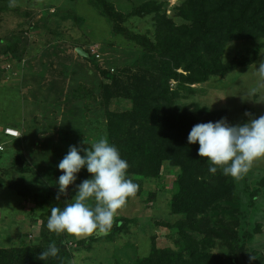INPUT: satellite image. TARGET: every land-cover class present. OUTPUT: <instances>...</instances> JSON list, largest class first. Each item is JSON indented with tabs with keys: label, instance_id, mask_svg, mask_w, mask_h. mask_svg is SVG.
<instances>
[{
	"label": "rangeland",
	"instance_id": "rangeland-1",
	"mask_svg": "<svg viewBox=\"0 0 264 264\" xmlns=\"http://www.w3.org/2000/svg\"><path fill=\"white\" fill-rule=\"evenodd\" d=\"M108 1L129 17V27L154 38L157 16L131 15L133 10L158 1L167 4L171 16L183 0ZM97 46L100 57L91 59L79 53V48L87 52ZM88 53L94 56L92 51ZM141 54L138 44L113 33L95 0H0V136L6 127L21 132L0 154V248L45 245L61 238L67 243L69 264H136L155 246L178 251L181 243L189 244L183 235L192 233L191 218L170 211L176 173L169 165L163 167L162 178L145 184L153 197L135 195L117 211L114 220L126 219L119 230L76 236L47 228L51 207H63L75 196L76 185L91 175L82 169L67 194L57 200V181L62 174L59 162L70 146L88 148L87 143L107 137L101 85L111 80L103 70L125 75L140 65ZM254 54L258 58L251 65L194 84L176 100L192 109H224L233 125L264 115V76L258 71L264 63V39L232 41L223 58L229 62ZM130 105L128 99L118 96L111 99L110 107L122 111ZM246 112L252 115L246 116ZM235 182L241 205L240 213L231 217L239 219L236 230L244 241L238 263L264 264V158L254 161L249 172ZM13 184L19 189L12 188ZM20 188L29 189L31 195H19ZM215 212L197 216L200 225L209 223V236L216 227L232 228L229 220L221 224ZM195 237L196 242L205 241L203 235ZM232 243L224 233V238H216L208 247L225 257L224 264H232Z\"/></svg>",
	"mask_w": 264,
	"mask_h": 264
},
{
	"label": "trees",
	"instance_id": "trees-1",
	"mask_svg": "<svg viewBox=\"0 0 264 264\" xmlns=\"http://www.w3.org/2000/svg\"><path fill=\"white\" fill-rule=\"evenodd\" d=\"M95 2L111 23L113 33L135 42L142 50L140 65L125 75L103 70L111 80V83L101 85L106 136L127 160L128 175L139 185L136 196L148 194L153 197L154 192L147 191L145 184L162 178L163 167L169 165L170 171L176 173L170 211L191 218L192 233L183 235L188 239V245L181 243L178 251L155 246L136 264H224L225 257L208 247L216 238H224V233L230 237V242L233 241L229 254L231 262L239 264L244 241L241 242L237 231L239 219L231 217L240 213L241 205L235 178L224 176L220 171L211 174L207 158L197 154L199 144H189L187 139L194 125L218 121L226 117V111L195 106L192 109L176 99L182 90H189L194 84L206 82L212 76H224L257 60L254 54L227 62L223 54L232 41L264 39V0H183L174 7L171 16L167 15L166 3L144 4L131 15L154 13L157 16L154 38L129 27V17L116 10L108 0ZM93 57L96 58L95 55L88 58ZM172 81L176 82L174 86ZM118 96L128 99L130 107L122 111L112 109L111 99ZM22 151L19 150L20 157ZM12 168L15 170L16 166L12 165ZM25 169H21V173H25ZM12 188L19 189L17 184ZM18 194L31 195L27 188H20ZM214 209L221 217L219 222L229 220L232 228L216 227V232L209 236V223L200 225L197 216ZM125 220L117 217L111 228L119 230ZM198 234L203 235L205 241L208 238L209 243L202 239L196 242ZM52 242L59 249L58 255L40 260V253ZM237 242L240 244L234 246ZM69 258L67 243L61 238L45 245L0 248V264H69Z\"/></svg>",
	"mask_w": 264,
	"mask_h": 264
},
{
	"label": "clouds",
	"instance_id": "clouds-1",
	"mask_svg": "<svg viewBox=\"0 0 264 264\" xmlns=\"http://www.w3.org/2000/svg\"><path fill=\"white\" fill-rule=\"evenodd\" d=\"M258 71L264 76V63ZM245 115L252 114L246 112ZM187 139L189 144H199L197 154L207 158L211 174L220 171L224 176L238 178L249 172L254 161L264 158V115L238 125L230 124L226 117L198 123L192 127ZM87 144L90 147L70 146L58 164L62 174L57 181V200L67 194L82 169L86 168L91 175L76 185L75 196L66 200L63 207H51L47 219V228L51 232L76 236L107 232L117 211L139 190V185L128 175L127 160L107 137ZM58 252L52 242L40 253L39 259L56 257Z\"/></svg>",
	"mask_w": 264,
	"mask_h": 264
},
{
	"label": "built area",
	"instance_id": "built-area-1",
	"mask_svg": "<svg viewBox=\"0 0 264 264\" xmlns=\"http://www.w3.org/2000/svg\"><path fill=\"white\" fill-rule=\"evenodd\" d=\"M97 48H98V46L97 47H91L90 52L92 51V54L95 55L97 53L96 52ZM95 56L100 57V53H97ZM7 66L10 67L11 65L8 64ZM3 134L5 137H10V138H14V139L19 138L21 136L20 130L17 128H14V127H6L3 130ZM6 145H7V141L0 140V151H4L6 149Z\"/></svg>",
	"mask_w": 264,
	"mask_h": 264
},
{
	"label": "crops",
	"instance_id": "crops-1",
	"mask_svg": "<svg viewBox=\"0 0 264 264\" xmlns=\"http://www.w3.org/2000/svg\"><path fill=\"white\" fill-rule=\"evenodd\" d=\"M1 137H2V139H3L4 141H7V142H8V141L11 142L12 140H14V138L5 137L4 134H3V132H2V134H1V136H0V138H1ZM9 138H10V139H9ZM8 139H9V140H8ZM11 139H12V140H11ZM3 140H2V141H3Z\"/></svg>",
	"mask_w": 264,
	"mask_h": 264
},
{
	"label": "water",
	"instance_id": "water-1",
	"mask_svg": "<svg viewBox=\"0 0 264 264\" xmlns=\"http://www.w3.org/2000/svg\"><path fill=\"white\" fill-rule=\"evenodd\" d=\"M79 53H81V55L85 56V57H89V54L83 50L82 48H79Z\"/></svg>",
	"mask_w": 264,
	"mask_h": 264
}]
</instances>
